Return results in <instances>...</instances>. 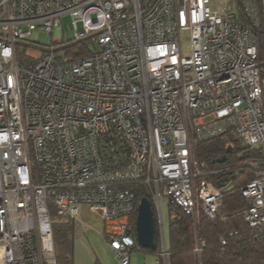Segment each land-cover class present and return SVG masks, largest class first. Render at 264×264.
<instances>
[{
	"label": "built area",
	"instance_id": "1",
	"mask_svg": "<svg viewBox=\"0 0 264 264\" xmlns=\"http://www.w3.org/2000/svg\"><path fill=\"white\" fill-rule=\"evenodd\" d=\"M213 1L0 0V264H57L53 219L74 220L83 205L103 221L119 264H130L144 249L131 225L139 192L166 260L162 199L215 218L221 187L205 175L228 167L203 171L193 147L223 134L253 153L239 164L254 173L240 188L242 216L263 233L264 0ZM35 28L44 44L27 39ZM75 40L85 54L69 51ZM23 41L31 46L20 62Z\"/></svg>",
	"mask_w": 264,
	"mask_h": 264
},
{
	"label": "trees",
	"instance_id": "2",
	"mask_svg": "<svg viewBox=\"0 0 264 264\" xmlns=\"http://www.w3.org/2000/svg\"><path fill=\"white\" fill-rule=\"evenodd\" d=\"M237 14L241 23L250 26L244 11L237 7ZM71 40V39H70ZM68 47L69 51L78 49L85 54V41L75 40ZM258 53L261 68L264 71V25L258 32ZM30 43L25 41L17 44V58L20 62L27 60L26 50ZM230 148L229 151L227 149ZM197 162L203 161L211 171L216 168H226L220 174L205 178L214 185L221 187V195L217 213L214 219L208 218L202 211L195 217L186 214L179 206L169 205L168 241H166L167 264H264V231L254 236L242 216L247 206L240 188L253 176L250 166H239L242 160L253 155L247 146L239 144L229 135H220L207 140H199L193 147ZM242 157L238 158V154ZM255 154V153H254ZM225 156L224 161H217ZM228 183L230 186L227 187ZM144 197L139 192L137 199ZM136 208L131 218L134 227ZM154 225V247L148 251L160 253L156 223ZM53 240L58 264H71L73 244V221L54 218L52 223ZM225 239L222 245L219 236ZM203 240L204 245L200 252L195 251L196 242Z\"/></svg>",
	"mask_w": 264,
	"mask_h": 264
},
{
	"label": "rangeland",
	"instance_id": "3",
	"mask_svg": "<svg viewBox=\"0 0 264 264\" xmlns=\"http://www.w3.org/2000/svg\"><path fill=\"white\" fill-rule=\"evenodd\" d=\"M222 1L223 0H214L213 7L219 8L220 7L219 2H222ZM228 1H231V0H228ZM61 27L62 28H60V38L62 37L65 41H67L74 37L75 31H74L73 24H72V17L69 14L63 15L61 17ZM77 27L79 30H82L83 29L82 23L78 22ZM56 34H57L56 32L52 33L53 38H55ZM46 38H47V33L42 31L39 28L33 29L30 32V34L27 36L28 40L39 43V44H44ZM181 42H182V51L184 54H186L189 48L188 33L183 32ZM228 186H230V183H228L227 187ZM161 212H162V222H163V229H164V238L166 242L168 241L169 214H170L167 197H163L162 199ZM78 218L86 222V226L84 229L85 231H82L80 228V224L78 223V221H76L77 224L79 225L77 228V231L80 232L86 238H88L95 253L101 256L100 248L102 246H101L99 233L103 230V226H104L103 221L99 218V216L93 213H90L88 211L87 206L85 205L82 206V211L80 212ZM158 260H159L158 254L150 252L146 249L139 253H135L131 256V263H142V264L143 263H157Z\"/></svg>",
	"mask_w": 264,
	"mask_h": 264
},
{
	"label": "crops",
	"instance_id": "4",
	"mask_svg": "<svg viewBox=\"0 0 264 264\" xmlns=\"http://www.w3.org/2000/svg\"><path fill=\"white\" fill-rule=\"evenodd\" d=\"M78 216L76 217V219L72 220L73 221V244H72V252H71V264H119V258L113 251H111L108 248V246L106 245L104 241V236H103L104 226H103V230L99 233L101 246H102L100 248L101 256H99L93 250L88 238H86L80 232L77 231V228L79 225L77 224L76 221H78V223L80 224V228L82 231H85L84 229L86 226V222H84L83 220H80ZM164 242H165V238H164ZM154 244H155V241H154ZM158 244H159L160 253H161V245H160L159 239H158ZM165 246H166V242H165ZM144 250L145 249H143L142 251ZM139 252L141 251H136L132 253L131 256ZM160 253L158 254L159 260L157 261V263H143V264H165L166 262ZM166 260H167V256H166ZM130 264H142V263H131V257H130Z\"/></svg>",
	"mask_w": 264,
	"mask_h": 264
},
{
	"label": "water",
	"instance_id": "5",
	"mask_svg": "<svg viewBox=\"0 0 264 264\" xmlns=\"http://www.w3.org/2000/svg\"><path fill=\"white\" fill-rule=\"evenodd\" d=\"M229 150L230 148L227 149V151ZM224 160L225 156L217 159L219 162ZM135 234L137 243L144 249L154 247L153 212L150 201L147 198L139 200L135 217ZM165 262L167 264V260Z\"/></svg>",
	"mask_w": 264,
	"mask_h": 264
}]
</instances>
